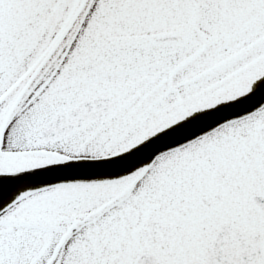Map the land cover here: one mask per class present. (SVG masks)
<instances>
[{
    "label": "snow or ice",
    "instance_id": "obj_1",
    "mask_svg": "<svg viewBox=\"0 0 264 264\" xmlns=\"http://www.w3.org/2000/svg\"><path fill=\"white\" fill-rule=\"evenodd\" d=\"M0 264H264V0H0Z\"/></svg>",
    "mask_w": 264,
    "mask_h": 264
}]
</instances>
